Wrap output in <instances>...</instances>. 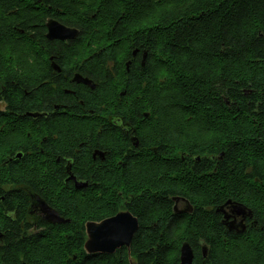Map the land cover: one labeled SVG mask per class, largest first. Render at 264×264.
<instances>
[{
    "label": "flooded vegetation",
    "instance_id": "obj_1",
    "mask_svg": "<svg viewBox=\"0 0 264 264\" xmlns=\"http://www.w3.org/2000/svg\"><path fill=\"white\" fill-rule=\"evenodd\" d=\"M36 8L32 23L0 16V264H181L184 246L191 264H264L233 252L263 249L264 207L218 184L264 170L234 166L184 111L139 109L160 80L145 51L120 61L102 33L49 37V21L73 27ZM109 220L121 224L94 237Z\"/></svg>",
    "mask_w": 264,
    "mask_h": 264
},
{
    "label": "trees",
    "instance_id": "obj_2",
    "mask_svg": "<svg viewBox=\"0 0 264 264\" xmlns=\"http://www.w3.org/2000/svg\"><path fill=\"white\" fill-rule=\"evenodd\" d=\"M36 3L57 8V19L79 33H102L115 60L145 51L146 69L160 80L138 108L184 111L186 126L217 134L226 145L218 153L234 166L248 162L255 173L264 170V0H0V16L32 23ZM220 94L235 104L226 107ZM218 184L223 199L264 207V180ZM233 252L257 255L264 247L240 244Z\"/></svg>",
    "mask_w": 264,
    "mask_h": 264
},
{
    "label": "water",
    "instance_id": "obj_3",
    "mask_svg": "<svg viewBox=\"0 0 264 264\" xmlns=\"http://www.w3.org/2000/svg\"><path fill=\"white\" fill-rule=\"evenodd\" d=\"M47 27H48L49 37L51 33H72L71 36L74 38L78 33L77 29L67 28L53 21H49ZM144 61H145V56L143 58V62ZM247 92H249V90L245 91L244 94ZM100 250H102V246L95 245V249H93V251H100ZM191 258H192V254L190 248L186 246L182 247L181 258H180L181 264H191Z\"/></svg>",
    "mask_w": 264,
    "mask_h": 264
},
{
    "label": "snow or ice",
    "instance_id": "obj_4",
    "mask_svg": "<svg viewBox=\"0 0 264 264\" xmlns=\"http://www.w3.org/2000/svg\"><path fill=\"white\" fill-rule=\"evenodd\" d=\"M121 224L120 220H109L106 223L100 224L98 227L92 230L93 236L97 235H103L106 234L107 232L112 231L113 229L119 227Z\"/></svg>",
    "mask_w": 264,
    "mask_h": 264
}]
</instances>
